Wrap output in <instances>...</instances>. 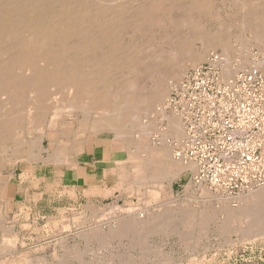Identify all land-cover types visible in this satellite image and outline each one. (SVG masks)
I'll use <instances>...</instances> for the list:
<instances>
[{"label": "rangeland", "instance_id": "rangeland-1", "mask_svg": "<svg viewBox=\"0 0 264 264\" xmlns=\"http://www.w3.org/2000/svg\"><path fill=\"white\" fill-rule=\"evenodd\" d=\"M150 2L160 21L151 27L133 22L131 15L142 4L148 9L140 10L149 11ZM188 2L0 0V264H238L252 249L264 254V202L252 217L239 212L234 218L228 210L238 208L246 192L229 195L196 186L191 171L169 184L165 169L134 170L143 157L140 163L133 154L138 129L132 114L142 113L127 102V86L133 82L138 95L152 90L154 75L168 70L162 64L170 62L176 47L186 43L181 56L204 55L176 86L168 80L175 87L164 112L180 114L183 129L181 107L172 103L178 100L174 89L212 55L226 64L222 47L205 52L207 39H228L234 56L230 78L239 72L264 75V0ZM73 18L77 23L70 32ZM42 26L47 36L42 37ZM86 37L90 48H77ZM241 58L251 66L240 67ZM72 73L90 78L76 88L90 89L89 96L74 100L63 81ZM28 110L38 115L31 119ZM118 120L129 135L126 141L107 125ZM146 120L160 118L151 112ZM160 125L164 129L166 120ZM56 150L69 167L47 161ZM92 184L105 188L92 192Z\"/></svg>", "mask_w": 264, "mask_h": 264}, {"label": "built area", "instance_id": "built-area-1", "mask_svg": "<svg viewBox=\"0 0 264 264\" xmlns=\"http://www.w3.org/2000/svg\"><path fill=\"white\" fill-rule=\"evenodd\" d=\"M205 64L173 91L185 127L174 155L195 165L196 186L245 193L264 185V75L239 72L223 80L219 56Z\"/></svg>", "mask_w": 264, "mask_h": 264}, {"label": "bare ground", "instance_id": "bare-ground-1", "mask_svg": "<svg viewBox=\"0 0 264 264\" xmlns=\"http://www.w3.org/2000/svg\"><path fill=\"white\" fill-rule=\"evenodd\" d=\"M147 1V0H146ZM152 1V0H151ZM159 1V0H158ZM177 1V0H176ZM194 4H197L198 3V0H197V3L194 2L195 0H191ZM200 1V0H199ZM130 2V1H129ZM143 2V1H142ZM155 2V0H154ZM181 2V1H180ZM190 2V0H189ZM188 2V3H189ZM95 3V2H94ZM147 3V2H145ZM150 7H149V11L145 10L146 12H142L141 10L146 8V7H142L143 4H142V9L141 7L139 8V12L141 11L142 13H137L136 15L132 16L133 17L132 19L134 20L133 22H137L138 25L139 23H143V25L147 24V23H152V24H148L150 27L151 25L153 24H157L158 21H160V17L156 16V14H158V12L155 14L154 18L152 16V13L155 11H157L155 9V5L150 2ZM158 3V2H156ZM185 3V1H184ZM187 3V4H188ZM192 3V5H193ZM29 4V3H28ZM200 4V3H198ZM205 5V3H203ZM202 4V5H203ZM64 5V4H63ZM94 5V4H92ZM139 5V4H138ZM147 5V4H146ZM190 5H191V2H190ZM191 5V6H192ZM199 6V7H202ZM207 5V4H206ZM67 6V5H66ZM135 6V5H134ZM137 6V5H136ZM164 6V5H163ZM183 6V5H182ZM186 6V5H185ZM189 5H187V7L185 8H188ZM208 6V5H207ZM257 6V5H256ZM73 7V6H72ZM111 7V6H110ZM181 7V6H180ZM90 8V7H89ZM136 8V7H135ZM184 8V7H183ZM184 8V9H185ZM194 8V6H193ZM196 8V7H195ZM204 8H206L204 6ZM202 8V11L204 12L206 9ZM38 9V8H37ZM81 9V8H79ZM78 9V10H79ZM141 9V10H140ZM148 9V8H146ZM155 9V10H154ZM168 9V8H166ZM191 9V8H190ZM188 9V12L189 11H192ZM198 9V7H197ZM154 10V11H153ZM159 10V9H158ZM161 10V8H160ZM164 10V9H163ZM163 10L161 12H163ZM170 10V8H169ZM184 12L183 9L181 8L179 10V12ZM187 10V9H186ZM82 11V10H81ZM80 11V12H81ZM89 11V10H88ZM153 11V12H152ZM168 11V10H167ZM198 11V10H197ZM201 11V12H202ZM208 11V10H207ZM137 12V11H136ZM181 12V14H183ZM194 12V10H193ZM199 12V11H198ZM69 13V12H68ZM79 13V12H78ZM151 13V14H150ZM153 13V14H154ZM160 13V12H159ZM186 13V11H185ZM75 14V13H74ZM188 14V13H187ZM197 14V13H196ZM200 14V13H199ZM79 16V15H78ZM84 16V15H83ZM125 16V15H124ZM126 17V16H125ZM163 17V16H162ZM183 17V16H182ZM180 17V18H182ZM185 17V16H184ZM188 17V16H187ZM198 17V16H197ZM203 17V16H202ZM84 18V17H83ZM129 18V17H128ZM79 19V18H78ZM130 21L131 18H129ZM172 19V18H171ZM189 20V17L186 18ZM249 19V18H248ZM72 22L69 24L70 28H66L67 31L70 30V32H72V28H75L73 25H75V23H77V21L75 20V18L71 19ZM184 20V19H183ZM182 21V20H181ZM191 21H195V19L193 18ZM190 21V22H191ZM62 22V21H61ZM84 22V21H83ZM188 22V21H187ZM87 23V21H86ZM90 22H88L89 24ZM132 25L135 24V23H132L130 22ZM185 23V22H184ZM63 24H66V27H67V23H63ZM85 24V23H84ZM183 24V23H182ZM181 24V25H182ZM243 24V23H242ZM246 24V23H245ZM77 25V24H76ZM137 25V24H136ZM142 25V26H143ZM68 26V27H69ZM135 26V25H134ZM134 26H132L134 28ZM148 26V27H149ZM193 26V25H192ZM227 26V25H226ZM188 27V26H187ZM240 27V26H239ZM255 27V26H254ZM89 28V27H88ZM136 30L138 28V26L136 27ZM198 28V27H197ZM243 28V27H242ZM195 29V28H194ZM222 29V28H221ZM123 30V29H122ZM126 30V29H125ZM134 30V29H133ZM65 31V30H64ZM41 32L44 33L42 34V37L43 35L47 36V30L46 28H44L43 26L41 27ZM148 32V31H147ZM69 33V32H68ZM117 33V32H116ZM139 33V32H138ZM137 33V34H138ZM183 33V32H182ZM198 33V32H197ZM88 34V32H87ZM108 34V33H107ZM118 34V33H117ZM56 35V34H55ZM139 35V34H138ZM190 35V34H189ZM85 36V35H84ZM97 36V35H96ZM106 36V35H105ZM145 36V35H144ZM176 36V35H174ZM191 36V35H190ZM89 37V35H88ZM221 37V36H219ZM190 38V37H188ZM175 39V38H174ZM179 39V38H178ZM210 39V38H209ZM213 39V38H211ZM256 39V38H255ZM86 44H83V45H79V46H76L77 48L81 49V48H90L89 45H90V38H84ZM141 40V39H140ZM171 40V39H170ZM173 40V39H172ZM203 40V39H202ZM228 40V39H227ZM226 39H221V38H218L216 37V39H213V40H209L207 39V41H205L204 45H205V52H208L210 50H213L215 47L217 46H220L224 49L223 53L225 55V60L226 61V64L224 66V71L222 72L223 73V77L224 79H228L230 78L233 73H234V69L232 67V62H234V59H232L234 56L232 54V52L229 50L228 48V42H227ZM182 42L184 40H181ZM186 41V40H185ZM184 41V43H185ZM106 42V41H105ZM170 43V42H169ZM181 43V42H180ZM202 43V42H201ZM69 44V43H68ZM71 44V43H70ZM182 44V43H181ZM186 44V43H185ZM185 44H182V45H185ZM75 45V44H73ZM176 47V49H174V52H173V55L170 59H166L165 61L168 62V60H170L169 63H164L162 64L163 68L164 69H168L166 71H169L168 73H166V71H160L159 74H156L154 75L155 76V79H154V86H153V89L152 90H149V91H145V94L144 95H138V91L137 93L133 92V88H135V84L133 85V82H130V86H127V84H125L127 86V88H129L131 90V92H129L128 96H130L129 100H127V102H129L133 108H135V111L136 110H140V112L142 113V115H144V117H148V115L152 112V114H154L156 117L160 118V120H158L159 122L157 121H153V122H149V120L147 121H142V118H144L140 113H134L132 114V119L136 120L135 124L137 125V135L135 136L136 137V141L134 142V146H135V152L133 153L134 156H137L138 157H143V160L141 161L140 158H138V162H142V164L138 165V166H135L134 167V170L135 172H140L139 170H143L144 172H146V169L149 168L151 165L155 167H160L162 169H165L167 171V176L169 179V184H170V181L174 180V179H177L180 177V175L183 173V172H186V171H191V172H194L195 170V165L193 163H185L183 162L182 160H178L176 159L175 157V149L178 148L179 144L182 142L183 138H184V129H183V126H182V123H181V120H180V114H177L176 112L171 114V115H167L165 112H164V107H163V103L166 101L167 97H168V94L169 92L171 91V87H175L176 86V83L177 81L181 78L182 76V73L186 70V68H188L189 66H191V68H194L198 62L202 61V58L203 56L202 55H192V56H181V53L180 52V48L181 46ZM88 46V47H87ZM105 46V45H103ZM230 46V45H229ZM65 47V46H64ZM71 47H74V46H66L65 48H71ZM172 48V47H171ZM221 48V49H222ZM182 49V48H181ZM190 49V48H189ZM204 49V48H203ZM186 50V49H184ZM111 51V50H110ZM186 52H191V51H185ZM98 54V53H97ZM192 54V53H191ZM190 54V55H191ZM201 54V53H200ZM109 56V55H108ZM159 57V56H158ZM246 57V56H245ZM94 59V58H93ZM96 59V58H95ZM165 59V58H164ZM242 59V58H241ZM248 59V58H247ZM92 60V59H91ZM110 60V58H109ZM149 60V58L147 59V61ZM160 60V59H159ZM158 60V61H159ZM223 60V59H222ZM233 60V61H232ZM89 61V60H88ZM93 61V60H92ZM108 61V60H107ZM107 61H104V62H107ZM145 61V62H147ZM157 61V62H158ZM161 61H163V59H161ZM263 61V60H262ZM63 62V61H61ZM103 62V63H104ZM112 62V61H110ZM136 62V61H135ZM144 62V64H145ZM252 62V61H251ZM109 63V62H108ZM142 63V62H141ZM140 63V64H141ZM155 63V62H154ZM225 63V62H224ZM238 65L242 68L245 67L248 68V65H250L248 63L247 60H244V58L240 61H237ZM261 63V62H260ZM58 64H61V63H58ZM65 64V63H64ZM147 64V63H146ZM255 64V62H254ZM96 65L99 66V63L98 61L96 62ZM95 65V66H96ZM136 65V63H135ZM139 65V63H138ZM259 65V64H258ZM87 68L90 66V63L89 65L85 64V66H81V68L83 69L84 67ZM114 66V65H113ZM222 66V65H221ZM251 66V65H250ZM262 66V64H261ZM254 67V66H253ZM258 67V66H257ZM115 68V67H114ZM163 68H160L163 69ZM72 69V67H71ZM76 69V68H75ZM137 69V68H136ZM139 69V67H138ZM137 69V70H138ZM157 69V68H156ZM236 69V68H235ZM240 69V68H239ZM77 70V69H76ZM136 70V71H137ZM90 71V70H89ZM143 71V70H142ZM140 72V71H139ZM116 73V72H115ZM136 73V72H134ZM151 73L152 75L154 74L153 71L152 72H149ZM148 73V74H149ZM141 74V73H140ZM145 74V73H144ZM92 75V74H90ZM88 74V76H90ZM66 76H68L67 78L63 77V81L65 82V85L68 87V91L69 93L74 97V100L77 101L79 98H81L82 96H84V94L86 93L88 96L90 95V89H86V91H78L76 88H78L79 86H83V83L85 82L86 84H88L90 82V78H88L86 75L81 78L79 77L78 74H75V73H72V74H67ZM82 76V75H81ZM94 76V74L92 75ZM141 76V75H140ZM149 76V75H148ZM131 77V76H130ZM150 77V76H149ZM86 79V80H84ZM146 79V78H145ZM168 80L170 81H173V83L175 84V86H171L170 83H168ZM109 81V80H108ZM130 81V80H129ZM128 82V81H127ZM172 83V84H173ZM179 83V82H178ZM138 87V86H137ZM126 88V89H127ZM144 88V87H142ZM73 90H75L76 92H74ZM142 90V89H141ZM148 90V89H147ZM125 92V91H124ZM133 92V93H132ZM142 93V92H141ZM124 95V94H123ZM126 95V94H125ZM85 99H88L87 97H85ZM123 100V98L121 99ZM126 102V100H125ZM123 103V102H122ZM74 106V105H73ZM75 107V106H74ZM120 107V106H119ZM66 110V109H65ZM112 113L114 112H118L117 109H112L111 110ZM110 112V113H111ZM138 112V111H137ZM55 113V112H54ZM109 113V112H108ZM28 116L27 117H31V119H33L34 117H36L38 115V112L35 110L34 112H31L30 110H28ZM86 114V113H85ZM53 117V116H52ZM121 118V117H120ZM119 118V119H120ZM126 118V117H125ZM128 118V117H127ZM126 118V119H127ZM123 119V118H121ZM113 120V119H112ZM124 120V119H123ZM163 120H166V126L164 129H162L161 125H160V122H162ZM114 121V120H113ZM119 122L118 123H115V122H111V121H108L107 122V125H109V129L111 127V129L113 128L115 131V137H117V139H122L126 141L125 137L126 135H124L122 133V129L120 127V124L123 122L122 120H118ZM129 121V119L127 120ZM126 122V121H124ZM134 122V121H133ZM120 123V124H119ZM53 125V123H52ZM126 125V123H125ZM50 127V126H49ZM113 131V130H112ZM154 134H156V137H155V141L153 140H150V138L152 136H154ZM129 136V135H127ZM178 145V146H177ZM177 146V147H176ZM180 147V146H179ZM127 148V147H125ZM133 150V149H132ZM61 152V150H56L54 152H52L50 155H49V159L47 160L48 162H52V161H56L58 163L62 162V163H65L67 161V158L66 156L64 155H59ZM132 154V153H131ZM132 154V155H133ZM143 155V156H142ZM63 156V157H62ZM133 156V157H134ZM48 157V156H47ZM131 157V155L129 156ZM136 158V160H137ZM129 159V158H128ZM133 162V159L130 160ZM135 161V160H134ZM53 163V162H52ZM55 163V162H54ZM53 163V164H54ZM56 164V163H55ZM66 165H69L70 164H67L66 162ZM146 165V166H145ZM142 167V168H141ZM161 170V169H160ZM141 173V172H140ZM144 174V173H143ZM143 176V175H142ZM160 176V175H158ZM140 177V174L139 176ZM145 177V176H144ZM159 178V177H158ZM137 179V177H136ZM143 179V177H142ZM145 179V178H144ZM143 179V180H144ZM113 191V190H112ZM252 192V193H251ZM247 194L246 195H243L241 196L240 198V206L238 208H229L228 212L230 213L231 217H236V215H238L239 212H242L244 214H247V215H250L251 217L254 215L253 213H256L257 212V207L256 205H260L264 202V185L256 188V189H253V190H249L246 192ZM155 196V195H154ZM156 197V196H155ZM229 207V206H228ZM227 208H225L224 210H226ZM116 210V209H115ZM120 210V209H119ZM108 211V210H107ZM254 211V212H253ZM256 211V212H255ZM141 214H139L140 216ZM240 215V214H239ZM143 216V214H142ZM197 225V224H196ZM131 226V225H130ZM113 230V229H112ZM264 230V229H263ZM255 231V229H254ZM258 231V229H257ZM248 233H252L251 232H248ZM247 233V234H248ZM259 233V232H258ZM262 233V232H261ZM254 234V233H253ZM249 235V234H248ZM255 237V236H253ZM105 240V239H104ZM44 248V247H43Z\"/></svg>", "mask_w": 264, "mask_h": 264}, {"label": "crops", "instance_id": "crops-1", "mask_svg": "<svg viewBox=\"0 0 264 264\" xmlns=\"http://www.w3.org/2000/svg\"><path fill=\"white\" fill-rule=\"evenodd\" d=\"M87 178V181H90V177H86ZM93 180H96L94 179V177H92ZM97 188H99L100 190L101 189H104L105 188V185H99V186H95V185H90V190L92 192H96ZM254 250L252 249L251 252H250V255L247 257V258H244L242 260H240L238 262V264H264V254H260V255H256V252H253Z\"/></svg>", "mask_w": 264, "mask_h": 264}]
</instances>
